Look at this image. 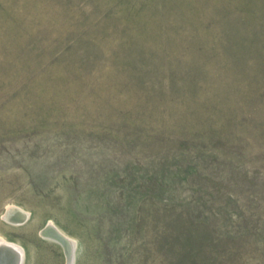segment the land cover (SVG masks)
<instances>
[{"label": "rangeland", "instance_id": "rangeland-1", "mask_svg": "<svg viewBox=\"0 0 264 264\" xmlns=\"http://www.w3.org/2000/svg\"><path fill=\"white\" fill-rule=\"evenodd\" d=\"M50 222L72 264H264V0H0V241L65 264Z\"/></svg>", "mask_w": 264, "mask_h": 264}, {"label": "bare ground", "instance_id": "bare-ground-1", "mask_svg": "<svg viewBox=\"0 0 264 264\" xmlns=\"http://www.w3.org/2000/svg\"><path fill=\"white\" fill-rule=\"evenodd\" d=\"M6 209L7 210L4 216L11 222L20 223L23 222L26 217H28L27 210L16 204H10ZM43 234L51 236L52 238L61 242L66 254L65 264L74 263V241L70 236L66 235L60 230V228L51 222L46 225L43 230ZM23 256V251L15 244L0 241V264H22Z\"/></svg>", "mask_w": 264, "mask_h": 264}, {"label": "water", "instance_id": "water-1", "mask_svg": "<svg viewBox=\"0 0 264 264\" xmlns=\"http://www.w3.org/2000/svg\"><path fill=\"white\" fill-rule=\"evenodd\" d=\"M10 252H12L11 250H9ZM14 252V251H13Z\"/></svg>", "mask_w": 264, "mask_h": 264}]
</instances>
